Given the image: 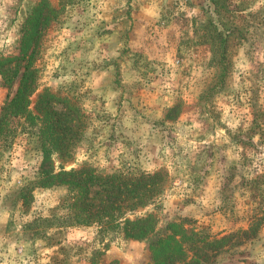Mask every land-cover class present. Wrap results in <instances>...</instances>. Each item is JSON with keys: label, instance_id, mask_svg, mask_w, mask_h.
I'll use <instances>...</instances> for the list:
<instances>
[{"label": "rangeland", "instance_id": "rangeland-1", "mask_svg": "<svg viewBox=\"0 0 264 264\" xmlns=\"http://www.w3.org/2000/svg\"><path fill=\"white\" fill-rule=\"evenodd\" d=\"M213 6L210 0H0V61L12 74L9 80L0 70V108L14 97L23 71L17 58L24 25L38 8L44 20L26 53L38 84L30 109L41 94L54 95L74 137L64 159L52 155L55 170L164 177L158 194L134 210L122 208V218L65 227L60 218L72 191L30 184L35 148L19 125L1 150L0 264H152L149 246L172 233L170 223L181 224L176 239L185 238L189 260L192 241L201 247L255 219L257 237L201 264H264V0H219L221 16ZM211 24L236 29L224 62ZM174 106L177 116L168 113ZM32 186L24 205L20 192ZM113 189L118 203L132 200ZM107 194L90 188L95 213ZM148 215L157 221L154 234L125 236L126 219Z\"/></svg>", "mask_w": 264, "mask_h": 264}, {"label": "trees", "instance_id": "trees-1", "mask_svg": "<svg viewBox=\"0 0 264 264\" xmlns=\"http://www.w3.org/2000/svg\"><path fill=\"white\" fill-rule=\"evenodd\" d=\"M214 5L215 12L219 15L222 13L224 6H219V0H210ZM42 10V9H41ZM40 8H38L36 16L28 18L24 25V33L21 38L20 56L17 58L19 62H25L23 71L20 76L18 88L14 97L5 103L0 108V160L2 157V145L11 137L17 134L19 125L22 126L23 133L28 134L30 144L35 148L37 166L33 180L30 184H34L36 188L53 189L60 186H67L68 190L72 191L73 202L68 207L66 216L61 217V225L69 227L74 224H87L90 222L111 223L116 221V216H121V209L134 210L140 204H143V198L158 194L162 188L164 181L163 174L156 172L153 175H145L137 178L134 175L128 176H103L95 172L94 169L84 168L81 170L65 171L61 169L56 171L52 159L53 154H57L60 159H64V153L67 154L68 147L72 145L74 137L70 130L63 127L60 115L55 110L59 99L47 92L38 97V101L34 105V110L30 109L31 97L38 89L37 73L31 67V57L28 60L26 53L28 47L36 40L39 32V25L43 23L40 18ZM221 16V15H220ZM215 30V40L218 41V47L221 49L220 58L224 62L226 60V52L229 43V34L231 35L236 29L231 32L223 31L218 26L211 24V28ZM207 28V31L209 30ZM225 30V29H224ZM227 34H226V33ZM16 59V60H17ZM7 61H0V70L2 74L8 77L9 73ZM226 68L224 67V72ZM221 72V71H220ZM224 73L221 72L220 83H223ZM13 76H17L14 74ZM66 103L69 113L76 118L80 116L79 111L72 106L67 100H60ZM178 106H174L168 113L173 116L178 115ZM171 115V116H172ZM72 122V121H71ZM22 130L19 134L22 135ZM15 138V137H14ZM92 186L102 187L108 191L107 196L102 199L98 212L93 209L95 205L89 198L90 188ZM27 187V191L20 192V200L22 204L28 205V199L33 196L32 191ZM113 188H117L119 193H124L125 199H132L128 202L120 201L114 194ZM129 195H132L129 197ZM157 221L154 215H148L146 218H140L133 221L126 219L123 222V230L125 236L137 240H145L154 234ZM258 227H261V222L257 219L252 220L248 229L239 230L229 236H224L219 239L207 240L201 242V247H196L195 243H190L188 250L192 252L191 259H188L187 249L182 247L181 242L185 238L176 239V234L181 231V224L170 223L167 229L172 230V233L165 238H160L149 246L150 260L152 264H201L213 262L215 257L229 250L242 245L244 241L257 237ZM258 228V229H257ZM184 233V232H183Z\"/></svg>", "mask_w": 264, "mask_h": 264}]
</instances>
